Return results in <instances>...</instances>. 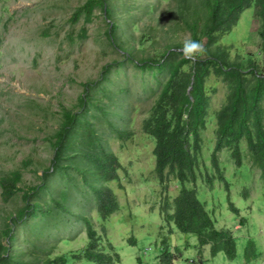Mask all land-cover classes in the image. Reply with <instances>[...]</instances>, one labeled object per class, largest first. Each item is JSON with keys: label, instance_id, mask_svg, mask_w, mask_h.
Instances as JSON below:
<instances>
[{"label": "trees", "instance_id": "obj_1", "mask_svg": "<svg viewBox=\"0 0 264 264\" xmlns=\"http://www.w3.org/2000/svg\"><path fill=\"white\" fill-rule=\"evenodd\" d=\"M130 3L125 20L118 13L119 23L113 21L112 0H86L72 13L73 23L82 13L87 21L96 9L105 13V39L117 55L102 66L97 79L81 83L76 105L52 111L35 99L19 100L18 107L28 109L27 117L38 118L42 112L56 126L45 136L52 152L49 164L45 159L29 168L35 182L22 181L18 168L0 173L1 197L14 204L0 227V264H142L136 255L143 246L140 238L129 230L114 243L108 228L123 209L116 195L128 179L123 151L131 150L132 143L138 152L148 147L146 141L152 145L154 165L151 174L138 179L150 186L164 228L156 234V243L162 242L156 248L164 246L156 264H258L264 258L261 241L251 235L254 215L264 214V0H170L164 10L171 15L167 37L152 38L141 31L137 46L134 33L141 17L134 11L152 12L155 5ZM39 32L43 39L60 37L59 30L43 26ZM179 33H189L204 53L186 59L179 51ZM240 34V42L258 38L260 55L235 44ZM86 37L87 30L80 28L59 40L73 44ZM60 55L69 56L57 54V61ZM126 68L134 70L131 78L137 83L132 86L138 91L128 90V83H115ZM219 91L224 92L221 106L210 110V99ZM210 125L215 145L203 150L201 133ZM111 140L119 142L120 152L111 148ZM173 185L175 192L170 190ZM70 218L75 226L71 231ZM143 219L149 220L124 211L118 222L123 227ZM61 225L64 234L59 237ZM25 228L26 247L16 248L19 230ZM60 244L72 247L61 249Z\"/></svg>", "mask_w": 264, "mask_h": 264}, {"label": "rangeland", "instance_id": "obj_2", "mask_svg": "<svg viewBox=\"0 0 264 264\" xmlns=\"http://www.w3.org/2000/svg\"><path fill=\"white\" fill-rule=\"evenodd\" d=\"M85 1L0 0V173L8 171L10 168H18L22 172V181L26 183L35 182L36 176L29 171V168L34 167V162L37 165V161L40 162L45 159L49 164L48 160L52 157L51 148L45 136L56 126L55 122L50 120V117L46 120L42 112L38 113V118L34 115L27 117L28 109L18 107L20 98L35 99L41 107H50L52 111H59L62 105L69 108L73 107L77 104V99L82 92L81 83L97 79L102 66L108 63L110 59L117 57L110 51L105 39L107 28L104 21L105 13L103 14L99 9H96L93 11L91 21H87L84 13L81 14L76 23L71 21L72 13ZM137 1L132 0L133 3ZM141 1L144 6L154 4L155 10L148 12L146 9H135L134 14H139L141 17L137 24L138 30L134 33L136 40L141 31H144V35L147 33L152 38L167 37L164 32L167 27L171 26V22H166V20L171 15L164 13V10L171 6L170 0ZM112 2L114 3L113 21L115 23L120 22L118 13L125 20L128 17L131 0H112ZM115 6H120L119 11ZM116 13L117 16H115ZM241 20L243 22V19ZM165 24L166 26H164ZM42 26L50 28L52 31L59 30L60 37L64 36L65 32L73 30L77 34L80 28H85L87 37L83 40L77 38L73 44L69 42L61 44L60 37L41 38L39 31ZM176 36L180 38L179 41L182 44L185 40H189V33H179ZM237 38L236 45L238 44L247 52H256L257 55H260L257 48L258 38L253 36L241 42V34L237 35ZM157 42L160 44V41ZM135 43L137 46L138 40ZM59 46H62L63 50H58ZM145 51L147 53V48ZM57 54H68L69 56L60 55L62 60L57 61L55 57ZM133 72L132 68L121 70L119 78L114 80L115 83L117 85L128 83V90L138 91L132 86L137 83L131 78ZM223 93V91H219L211 97L210 110L214 109L215 111L221 106ZM96 95L101 97L100 93ZM147 108V105L143 106L142 112H145ZM136 117V127L138 128L142 114L139 113ZM201 136L203 139L200 141V145L203 150H206L209 145H215V136L211 125L202 131ZM208 139H211V142ZM146 142L148 147L138 148V152L133 150L134 145L132 143L131 150L123 151L122 161L128 167V179L124 178L121 190H116L118 201L123 209L120 208V211L112 217L114 224L108 229H111L110 233L114 243H120L122 241L121 233L129 230L132 231L133 235L141 237L139 243L143 246L141 244L140 246L146 248L144 264H154L151 259L162 252L164 246L157 249L155 239L149 236L156 237V234L164 231V228H161V218L156 215L157 207L153 208L155 201L152 196L153 193L149 189L150 186L138 179L141 174H151V166L154 165L151 159V151H149L152 149V145L149 141ZM110 146L114 151H121L117 140H111ZM208 153L209 150L206 151V154ZM220 156L221 159L225 158L223 154ZM27 157H30L31 160L24 165L23 161ZM226 172L227 175H231L233 173L232 167L229 166ZM151 186L155 188V193L159 192L158 186ZM174 188L173 185L170 190L175 192ZM235 188L241 190L242 186L236 185ZM237 191L233 189V192ZM251 194L255 196L257 191L251 190ZM43 198L41 199L44 200ZM13 207L14 204L11 203V200L6 202L2 199L0 190V227L5 221L8 211ZM124 211L139 212L149 220L143 219L140 223L121 227L118 218ZM153 212H155V218H153ZM35 220L33 218L31 221L35 222ZM73 220L70 218L67 225L69 231L75 227ZM253 221L256 223V227L251 235L259 239L264 248V214L254 215ZM59 229L58 235L62 237L64 226H59ZM98 230L100 231L101 228L98 227ZM44 236L45 234L42 235V237ZM174 236L182 237L179 233L174 234ZM26 237V228L20 229L14 246L19 248L22 245V248H25L26 243L23 239ZM55 237L56 232H53L49 238L53 242ZM161 244L162 242L159 241L158 245ZM59 247L70 249L72 245L60 244ZM203 255L205 259L210 258L208 247L205 248Z\"/></svg>", "mask_w": 264, "mask_h": 264}, {"label": "clouds", "instance_id": "obj_3", "mask_svg": "<svg viewBox=\"0 0 264 264\" xmlns=\"http://www.w3.org/2000/svg\"><path fill=\"white\" fill-rule=\"evenodd\" d=\"M179 51L181 52V54L186 59L194 60L197 56L203 54L205 50H204L203 46L201 45V43H199L196 40L189 39V40H185L184 41L183 46L179 49ZM235 228L237 229L239 227L236 226ZM144 236H149V235H144ZM150 237L155 239V245L158 244V243H156L158 241V239L156 237H154V236H150ZM140 240H141V237H140ZM206 247H208V253H209V256H210L209 246H205L203 248V253H204ZM138 252H139V254H136V255L139 258V260L142 262V264H144V262L146 261L145 260L146 259V254H145L146 253V248L142 247V249H138ZM158 255H159V253L153 259H151L152 263L154 262V264H156ZM263 256H264V253H263ZM203 259H205V258H203ZM205 260H207V259H205ZM235 263L244 264L242 261H233L230 264H235ZM263 263H264V258L258 264H263ZM226 264H229V263H226Z\"/></svg>", "mask_w": 264, "mask_h": 264}]
</instances>
